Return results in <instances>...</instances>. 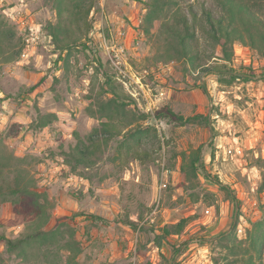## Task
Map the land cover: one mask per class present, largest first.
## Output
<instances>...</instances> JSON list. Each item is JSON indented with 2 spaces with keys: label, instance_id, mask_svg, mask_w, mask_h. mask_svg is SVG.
<instances>
[{
  "label": "rangeland",
  "instance_id": "374dc122",
  "mask_svg": "<svg viewBox=\"0 0 264 264\" xmlns=\"http://www.w3.org/2000/svg\"><path fill=\"white\" fill-rule=\"evenodd\" d=\"M152 1L86 0V33L71 0H0V193L31 180L49 199V227L66 222L74 232L49 253L38 242L10 253L3 236L27 231L35 214L27 201L0 197V264H67L66 241L81 248L70 264H224L255 254L249 231L264 218V49L235 41L227 60L198 31L192 59L177 51L169 27L193 18L190 5L200 17L204 7L220 11L218 1L175 0L151 13ZM246 2L264 21V0ZM215 66L223 71H207ZM163 106L184 121L156 117ZM134 147L151 156L135 158ZM198 153L204 171L192 164ZM182 219V234H164Z\"/></svg>",
  "mask_w": 264,
  "mask_h": 264
},
{
  "label": "trees",
  "instance_id": "16d2710c",
  "mask_svg": "<svg viewBox=\"0 0 264 264\" xmlns=\"http://www.w3.org/2000/svg\"><path fill=\"white\" fill-rule=\"evenodd\" d=\"M85 1L86 0L75 3L71 0L75 7L81 9L79 14H75L76 21L79 23L80 19L78 15L81 13L83 22L85 23L84 26L86 28V33H89L92 28V23L90 22L88 16L90 10L92 9L93 2L86 3ZM172 1L175 0H153L147 4L149 5L151 13H153L158 11V9L165 7L166 4ZM217 1L220 6V11L217 12L211 8L204 7L202 12L203 16L200 17L194 12L193 6L190 5L193 18L190 19L187 16L184 17L182 29L176 26L169 27L170 31L174 33L178 39L177 51L184 53L192 59H198V57L195 56V54H197L196 49L200 45V36L198 31L201 35L214 42V44L220 45L223 50V58L227 60L231 59V50L233 49L232 45L235 41H248L251 48L263 50L264 31L262 26H264V21L258 15L256 10H253L246 0ZM61 3L62 1H60L57 5L59 15L61 16L59 23L52 28L53 37L59 44L64 41L61 36L63 32ZM66 47H68L66 43L61 45L62 49H65ZM212 57H218L216 52H212ZM207 71L222 72L223 69L219 66H215V68H207ZM245 76L252 77L251 74H246ZM107 84L110 85V88L106 91L112 93V99L118 101V90L110 82H107ZM156 117H169L173 120L180 121H184L185 119L183 116L174 112L169 106L159 108L156 111ZM46 125L47 123L44 122L41 127ZM109 126L110 123H105V130H107ZM130 134V137H135L136 135V133H132V130H130ZM133 149V153L137 159L151 156L148 151L140 150L139 147H134ZM77 153L80 155L78 157L79 163H88V154L84 149L77 148ZM192 164L194 169H198L197 167H200L204 171V163L200 158V153H198V155L194 158ZM0 197L4 200H11L17 197L15 201L13 200L14 202H18V200L27 201L30 206H32V212L35 214V217L31 220L30 224H28L27 231L21 233L15 238L3 236V238H5L6 250L8 252L13 253L14 251H21L25 254V247L32 245L33 242H38L39 246L44 248V250H47L49 253L52 252L53 245L56 243L60 244L65 237L66 232L70 236H74V232L70 229V225L66 222H60L54 227H49L50 220L52 218V211L48 208L49 199L44 193L34 189L31 180L27 182L18 180L10 188V190L0 193ZM185 223L186 220L182 219L175 224L167 226L164 228V234L166 236L182 234ZM254 226V229L249 231V239H251V245L255 250V254H251L248 250H246L244 251L245 255L241 258L234 257L224 264H239V262L241 264H264V218L255 222ZM165 235L163 237H165ZM66 244L67 245L61 244V246H63V248L68 247L70 250L71 253L69 257H71V259L66 261L67 264H70L71 262H75V257L81 253V248L74 242L66 241ZM241 244L242 242H239L236 244L239 245V247L235 248L242 249ZM0 260H2V262L4 261L2 258H0ZM217 264H219V262Z\"/></svg>",
  "mask_w": 264,
  "mask_h": 264
},
{
  "label": "built area",
  "instance_id": "2783aa9c",
  "mask_svg": "<svg viewBox=\"0 0 264 264\" xmlns=\"http://www.w3.org/2000/svg\"><path fill=\"white\" fill-rule=\"evenodd\" d=\"M92 34H96V37H98V42L102 46L104 44V38L102 36H100L99 33H96L95 31H92Z\"/></svg>",
  "mask_w": 264,
  "mask_h": 264
}]
</instances>
